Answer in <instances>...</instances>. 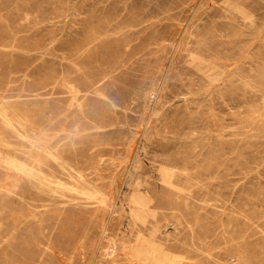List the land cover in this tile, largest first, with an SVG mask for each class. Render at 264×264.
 I'll return each mask as SVG.
<instances>
[{
    "label": "rangeland",
    "instance_id": "obj_1",
    "mask_svg": "<svg viewBox=\"0 0 264 264\" xmlns=\"http://www.w3.org/2000/svg\"><path fill=\"white\" fill-rule=\"evenodd\" d=\"M263 9L0 0V264H264Z\"/></svg>",
    "mask_w": 264,
    "mask_h": 264
},
{
    "label": "bare ground",
    "instance_id": "obj_2",
    "mask_svg": "<svg viewBox=\"0 0 264 264\" xmlns=\"http://www.w3.org/2000/svg\"><path fill=\"white\" fill-rule=\"evenodd\" d=\"M202 7V6H201ZM183 8V7H182ZM264 10V9H263ZM169 13V12H168ZM161 18V17H160ZM220 19V18H219ZM198 22V21H197ZM225 22V20H224ZM215 23V22H214ZM139 24V23H138ZM236 24V23H235ZM197 25V24H196ZM211 26V25H210ZM215 27V26H214ZM230 27V26H229ZM244 28V27H243ZM253 29V28H252ZM91 30V29H90ZM257 30V29H256ZM234 35V34H233ZM235 36V35H234ZM98 38V37H97ZM234 38V37H233ZM250 45V44H249ZM253 46V45H252ZM193 50V49H192ZM153 52V51H152ZM251 52V51H250ZM200 60V59H199ZM163 61V60H162ZM142 63V62H141ZM183 63V62H182ZM186 63V62H185ZM94 66V65H93ZM122 66V65H121ZM184 66V65H183ZM212 67V66H211ZM182 69V68H181ZM200 69V68H199ZM257 70V69H256ZM252 71V70H251ZM180 72V71H179ZM96 74V73H95ZM63 76V75H62ZM68 76V75H67ZM171 77V76H170ZM263 79V78H262ZM252 80V79H251ZM228 84V83H227ZM143 85V84H142ZM207 85V84H206ZM163 86V85H162ZM138 87V86H137ZM195 87V86H194ZM75 88V87H74ZM185 88V87H184ZM168 89V88H166ZM163 94V93H162ZM82 95V94H81ZM87 95V94H86ZM119 95V94H118ZM168 97V96H167ZM163 100V99H162ZM165 101V100H164ZM187 103V102H186ZM2 106V105H1ZM7 109V108H6ZM67 109V108H66ZM148 110V109H147ZM263 111V110H262ZM152 115V114H151ZM143 116V115H142ZM1 117V116H0ZM19 122V121H18ZM11 123V122H10ZM30 129V128H29ZM154 129V128H153ZM71 131V130H70ZM65 135V134H63ZM32 136V135H31ZM24 137V136H23ZM48 137V136H47ZM65 137V136H64ZM33 138V137H32ZM25 139V138H24ZM149 139V138H148ZM61 140V139H60ZM117 140V139H116ZM151 140V139H150ZM162 141V140H161ZM182 141V140H181ZM123 142V141H122ZM6 144V143H5ZM11 145V144H10ZM11 147V146H10ZM35 148V147H34ZM143 149V148H142ZM41 152V151H40ZM207 154V153H206ZM30 155V154H29ZM48 155V154H47ZM29 157V156H28ZM200 158V157H199ZM15 161V160H14ZM216 161V160H215ZM37 162V161H36ZM234 162V161H233ZM19 163V162H18ZM22 163V162H21ZM16 167V166H15ZM19 168V167H18ZM25 168V167H24ZM23 168V169H24ZM62 168V167H61ZM67 169V168H66ZM16 170V169H15ZM231 170V169H230ZM42 173V172H41ZM75 174V173H74ZM162 174V173H161ZM223 174V173H222ZM45 177V176H44ZM37 178V177H36ZM205 178V177H204ZM162 180V179H161ZM216 180V179H215ZM64 182V181H63ZM72 182V181H71ZM61 183V182H60ZM111 184V183H110ZM164 184V183H163ZM199 184V183H198ZM77 185V184H76ZM88 185V184H87ZM173 185V184H172ZM201 186V185H200ZM82 187V186H81ZM130 187V186H129ZM224 189V188H223ZM97 190V189H96ZM144 190V189H143ZM225 190V189H224ZM69 191V190H68ZM84 191V190H83ZM74 192V191H73ZM88 192V191H87ZM59 194V193H58ZM90 194V193H89ZM119 195V194H118ZM130 195V194H129ZM183 195V194H182ZM74 196V195H73ZM227 196V195H226ZM80 198V197H79ZM117 199V198H116ZM220 199V198H219ZM227 199V198H226ZM76 201V199H74ZM129 201V200H128ZM227 201V200H226ZM74 202V201H73ZM216 202V201H215ZM223 202V201H222ZM153 210V209H152ZM144 213V212H143ZM95 217V216H94ZM128 223V222H127ZM160 225V224H159ZM136 226V225H135ZM128 227V226H127ZM133 229V228H132ZM134 231V230H133ZM133 235V234H132ZM233 237V236H232ZM125 239V238H124ZM104 240V239H103ZM105 242V241H104ZM164 246V245H163ZM173 246V245H172ZM107 247V246H106ZM218 247V246H217ZM111 249V248H110ZM140 250V249H139ZM238 250V249H237ZM241 251V250H240ZM141 252V255L142 254V251ZM146 252V251H144ZM138 253V251H137ZM199 253V252H198ZM140 254V253H139ZM204 255V254H203ZM215 256V255H214ZM208 257V256H207ZM103 259V258H102ZM108 259V258H107ZM118 259V258H117ZM247 260V259H246ZM116 262V261H115ZM213 263V262H212ZM214 264V263H213Z\"/></svg>",
    "mask_w": 264,
    "mask_h": 264
}]
</instances>
